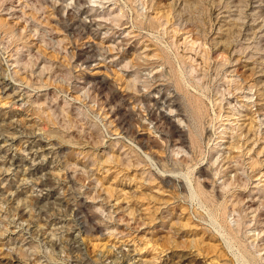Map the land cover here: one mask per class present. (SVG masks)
<instances>
[{"label":"rangeland","instance_id":"374dc122","mask_svg":"<svg viewBox=\"0 0 264 264\" xmlns=\"http://www.w3.org/2000/svg\"><path fill=\"white\" fill-rule=\"evenodd\" d=\"M0 264H264V0H0Z\"/></svg>","mask_w":264,"mask_h":264},{"label":"bare ground","instance_id":"6f19581e","mask_svg":"<svg viewBox=\"0 0 264 264\" xmlns=\"http://www.w3.org/2000/svg\"><path fill=\"white\" fill-rule=\"evenodd\" d=\"M177 120V119H176ZM255 201V200H254Z\"/></svg>","mask_w":264,"mask_h":264}]
</instances>
